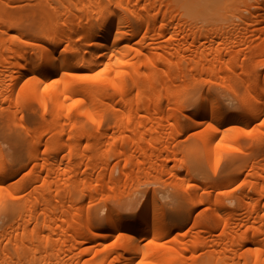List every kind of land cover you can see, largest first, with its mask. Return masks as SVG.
I'll return each instance as SVG.
<instances>
[{"label":"bare ground","instance_id":"obj_1","mask_svg":"<svg viewBox=\"0 0 264 264\" xmlns=\"http://www.w3.org/2000/svg\"><path fill=\"white\" fill-rule=\"evenodd\" d=\"M237 1L0 0V264H264V0L194 22Z\"/></svg>","mask_w":264,"mask_h":264},{"label":"rangeland","instance_id":"obj_2","mask_svg":"<svg viewBox=\"0 0 264 264\" xmlns=\"http://www.w3.org/2000/svg\"><path fill=\"white\" fill-rule=\"evenodd\" d=\"M232 1V0H231ZM240 1H242V0H240ZM237 2H239V1H237ZM237 2H235L236 3V5L238 6L237 7V10L235 9L236 7H234L233 6V4H234V2L233 3H230L228 6H227V4H226V6L224 7L225 8V10H222V6L219 8V10L218 11H215L214 13H212V14H208V15H206V14H201V13H199V15H196L197 17H198V19L197 20H195L194 22L197 24V25H199V24H202V25H207V24H210L211 23V21L213 20V22H218V23H225V22H233V23H235V22H238L239 21V19H238V15H244V16H248V13L247 12H244L243 10H241V9H244L243 7V5H245V3H247L248 4V2L250 3L251 1L250 0H247V1H245V3H244V1L240 4V2L239 3H237ZM244 3V4H243ZM240 4V5H239ZM243 6V7H242ZM241 8V9H240ZM256 36V35H255ZM252 38H254L253 40H258V38H255V37H253V36H251ZM257 37V36H256ZM255 40V41H256ZM263 62H264V57L263 58H260V64H261V66L259 67V74H263L264 73V64H263ZM233 101V100H232ZM232 101H228L227 102V104H229V102H231L230 104L232 105V104H234V101L232 102ZM228 105V106H231V105ZM232 107V106H231ZM190 110H191V106L190 105H188L187 103H185V104H183V108H182V110H181V114H179L178 113V121L179 122H185L186 120L183 118V116L184 115H186V114H188V113H190ZM4 111V110H3ZM5 112V111H4ZM7 112V111H6ZM17 115L19 116V113H17ZM36 116V115H35ZM259 121L258 122H260V118L258 119ZM254 124V123H253ZM249 125V129H253L254 128V126L255 125ZM253 126V127H252ZM250 127H252V128H250ZM190 137V138H189ZM193 137V136H192ZM248 137H249V135H248ZM247 137V135H241V141H242V143H243V141H244V143L246 142L247 144H248V141H249V138ZM187 138L188 139H191V136L188 134H185V135H183L182 136V140L184 139L185 141L187 140ZM251 139V138H250ZM248 140V141H247ZM183 142V143H186V142H189V141H186V142ZM251 141V140H250ZM249 141V142H250ZM228 153V152H227ZM230 153H234V151L233 152H230ZM227 155V154H226ZM172 164H173V162H170L169 163V165L170 166H172ZM177 168V170H182V169H180L179 167H175V169ZM112 169V167L111 166H109L108 168H107V172H110V170ZM184 170H182V172H183ZM116 174H117V172H116V170H113L112 171V175L113 176H116ZM164 174V173H163ZM166 174V173H165ZM167 175V174H166ZM166 175H163V177H162V175L160 176V177H162V179H165L166 180ZM165 176V177H164ZM168 176V178H167V180L166 181H170L171 180V178H170V176L169 175H167ZM162 179H160V181H159V183H152V181L150 180V179H143V181H141L138 185H137V188L139 189V190H143L142 192H144V191H149V190H151V188H159V187H156V186H160V182H161V184H162ZM165 180H163V182L165 181ZM157 181V182H158ZM165 181V183L167 184V182ZM165 183H163L164 185L163 186H165ZM154 186V187H153ZM167 186V189L166 190H170L171 188L169 187V185H166ZM166 186L164 187V188H166ZM133 188H135V186L134 187H130L129 186V188H124V190H121L122 192H121V194H120V192H119V195L122 197V198H124V199H132V198H134V196L135 195H137V194H139L141 191H139L137 188H136V191L138 192H136L135 191V189L134 190H132ZM150 188V189H149ZM161 189H164V188H162V187H160ZM132 191H134L135 192V194H132L133 192ZM119 196V197H120ZM123 199V200H124ZM94 207V206H93ZM100 215H102V214H100ZM185 215V214H184ZM185 216H187V215H185ZM190 222L189 221H186L185 223H183V225H182V227H181V230L182 231H185L186 229H188V227H189V224ZM183 228V229H182ZM31 254H26V255H24V256H22V257H20L21 258V261L23 262V263H27L28 261H29V259L31 258ZM91 255L90 254H87L86 255V257H90ZM34 257L35 258H44V252L42 251V250H39L38 252H36L35 254H34ZM5 261L6 262H8V264H14L15 262H19V259H18V257H17V255L16 254H14L13 252H10L9 253V255H8V257L5 259ZM7 264V263H6Z\"/></svg>","mask_w":264,"mask_h":264}]
</instances>
